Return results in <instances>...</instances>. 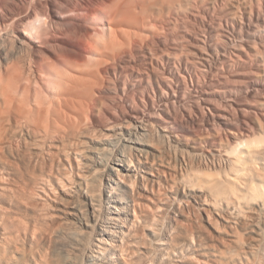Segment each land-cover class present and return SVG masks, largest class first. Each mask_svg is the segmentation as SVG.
Here are the masks:
<instances>
[{"label":"bare ground","instance_id":"bare-ground-1","mask_svg":"<svg viewBox=\"0 0 264 264\" xmlns=\"http://www.w3.org/2000/svg\"><path fill=\"white\" fill-rule=\"evenodd\" d=\"M4 1L0 264H264V127L205 89L264 72V0H111L116 14L92 13L100 40L76 35L97 70L68 68L83 43ZM49 57L64 61L41 76ZM215 144L232 156L219 172L203 165Z\"/></svg>","mask_w":264,"mask_h":264},{"label":"rangeland","instance_id":"rangeland-1","mask_svg":"<svg viewBox=\"0 0 264 264\" xmlns=\"http://www.w3.org/2000/svg\"><path fill=\"white\" fill-rule=\"evenodd\" d=\"M12 1L13 0H5L3 2L4 3L3 6H5V4L7 5V6H5L3 8V9H6L7 8L5 10V12H7L11 8L12 12H15L14 14L16 16H18V17L27 18L28 16L31 15V18L30 19H27L25 21V23L22 24L23 27H25V28H31L32 23H34L37 20V23H39L40 25L42 24V26H44L43 28L46 29V30L43 29L44 32L46 31L48 33L49 32L52 33V30H55V31H53L55 33L54 34L52 33L54 36L51 34V36L53 38L60 37V36H62V37L64 36L65 37L64 39L62 37L58 38L57 41L60 44L63 43V42L65 43L67 41L68 42L76 41V44H78V45H81L83 43V46L85 47V51H84V55H83V58L84 59H81V62H82V60H84L87 64L84 61H83L84 64H81L79 59L78 60H73V61H70V63L68 64V65H70V66H68V68L70 67L71 69L72 68L75 69L79 65H82V66L85 65V67L88 66V68L90 69V67L93 64L95 66L93 65L94 68H93V66L91 68L94 69V70L95 69L97 70L99 67H101V65H100L98 68H95L96 65H99L100 64V62L93 61L95 63H92V61L90 60L92 58H89L91 55L89 56L90 53H89L88 50H90L91 48L89 46L88 39L86 37H84V38H82V40L86 39V41L85 40L82 41L80 38H78V37H81L80 36V25H83L84 26V32H85V34L82 33L83 34V35L81 34L82 36H85L86 35L87 37L90 36L91 39L93 37V40L94 39L100 40L101 36H103V33H104L102 31H104V30L99 25H97V22L95 21V18H93L94 17L93 14L94 13H97V12H100V13L104 12L105 14L106 13L107 14L109 13L108 15H113L114 13L116 14V11H118V10H116L117 7L116 8L114 7L115 6V3H113L114 1H111V0L110 1H108V0H100V2H98L99 0H15L13 2ZM101 2H103L104 4L102 5ZM108 2L109 3H112V5L110 4V5H107L106 6L105 3L106 4H109ZM116 2H119V0L118 1L116 0ZM120 2L122 3L123 1L120 0ZM90 4H91V7H90ZM99 5H102L103 7L101 6L102 7L101 8ZM104 6H105L106 10H105ZM53 8L55 9V12L60 16V18L57 19L55 21V23H53V20L51 18L52 17L51 14L53 13L52 12L53 11ZM77 8H81V9L82 8L83 9L85 8V12H84L83 9L81 10V9H77ZM71 9H73V10H71ZM98 9L99 10L101 9V10L99 11ZM107 9H109V10H107ZM70 10L73 11V12L70 13L69 12ZM111 10H113V11H111ZM77 11L80 12V13H78ZM90 12H91V15H89ZM47 20L49 22L51 21V24H48L49 22ZM52 23H53V25H52ZM193 23H195V21ZM47 24L49 25V27L47 26ZM67 29H68V31H67ZM14 30H15V26L12 25L10 27L9 31H10L11 34L12 33L14 34ZM44 32H43V34H44ZM48 33H46L44 35L42 34V36H44L45 38L44 37H40L39 39H40L41 42H44V43L47 42L48 38L46 39V37H49L50 36V34H48ZM91 33H92V35H91ZM55 34H56V36H55ZM76 35L77 36L79 35V36L77 37ZM77 38H78V40H77ZM13 39H15V38L12 37V43L15 41ZM55 39H57V38H55ZM79 40H80V42H78ZM9 42L11 43V41H9ZM10 43H9V46L10 45L12 46V44H10ZM62 47L67 48V46L65 44H63ZM86 47H88L90 49H88ZM59 48H58V46H56V49L57 50ZM55 50H53V52ZM55 53H57V51ZM59 58H57L58 60H56V58H52L51 59L49 57L47 60H45L46 63H45L44 66L40 67L39 74H41V76H42L43 73H44V76H45L46 75V72H47V69L48 68L51 69V67H52V69L53 68H55V69L56 68H59L60 69L61 68L60 66H62L61 62L64 61V60L63 59L61 60ZM259 78H264V72H261V71H258L257 72V71H255V72H253V74L252 73H245V75L242 78L236 79V81H234L235 79H233L232 81H227V82H225V81L220 82V83L219 82H216V84H214L215 86L212 85V87L214 86L213 88L210 89L211 86L210 87L209 86H206L205 89L207 91L213 90L212 93L215 92V93H213L215 95H218V93H219L220 94V97L222 96V98H220V99L221 100L223 99L225 101H223V100L222 101L221 100L219 101V102H222L223 104L222 103H219L218 101H214V102L215 103L218 102L216 104L221 105L223 111H225L227 113H230V114H233L235 116V118L237 117L236 120H240L241 122H243V124L246 122L245 124H248L250 126H253V125L254 126L255 125L262 126L263 125V127H264V93L263 92L262 93L260 92L259 93V96H258V94L255 95V94L251 93L253 91L255 92L257 89H260V88H261V90L264 89V85L262 83L263 81H258ZM17 79H18V77H17ZM41 81H42V78H41V80H39V82L33 84V83H30L31 82L30 80L28 81V79H26V80L24 79L23 85L26 84L27 86L25 85L26 88L24 87V91H23L24 93H23V95H26L25 98L27 100L29 99V95L31 94L30 93V91H31L30 88H34L33 89V92L35 91L34 92L35 94L37 92V94H38V95L36 94L37 95V98L41 97L40 96V93L41 92H43V93H41V95H45V93L43 91V87H42V84H41L42 82ZM228 82H230V83H228ZM28 87H30V88H28ZM29 89H30V91H29ZM254 96H256V97H254ZM189 98H188V101H187V99H185L186 105H188V104L190 105V103L193 101L194 96H193L192 99H191V97H189ZM189 100H191V101H189ZM194 101H195V98H194ZM186 105L185 104L184 105L182 104V105L178 106L179 107L178 109L179 110L181 109L180 110V113H179L180 116L182 115L181 113H182V110H183V107H181V106H184L185 107ZM237 127L240 128L239 129L240 132L243 131V129L240 126H237ZM231 130H236V129L233 126H230V127L229 126L228 127H226V126H222V127L217 126L212 133H214L213 135L219 133L223 137V139L226 141L227 140L226 136L229 135V132ZM259 130L260 129H257L256 131H259ZM202 133H204V132H202ZM202 133L200 132V134H202ZM216 144H218V143H216ZM216 144H215L216 147L215 146L212 147L213 148L212 154H208L207 153L209 156H207V155L205 156V158L203 160L204 161L203 162L204 163L203 165H204V167H206V166L209 165L208 167H211L209 169H212V170H215V171L219 172V171H223L225 169V167L228 166V164H227L228 163L227 158L229 160V158L232 157V156L229 155V157H227L228 155L224 151V149L219 150L220 149V146L219 145H216ZM216 149L219 150V151H217ZM222 167H224V168H222ZM29 249H33V251H35L34 248H28L27 255H29V252L32 254V251L29 250Z\"/></svg>","mask_w":264,"mask_h":264}]
</instances>
